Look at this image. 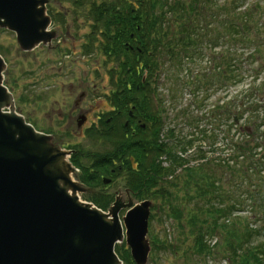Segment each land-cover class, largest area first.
<instances>
[{
  "label": "trees",
  "instance_id": "16d2710c",
  "mask_svg": "<svg viewBox=\"0 0 264 264\" xmlns=\"http://www.w3.org/2000/svg\"><path fill=\"white\" fill-rule=\"evenodd\" d=\"M71 1L75 9L88 5L85 18L92 23L88 40L105 56V63L113 62L111 82L124 85V94L113 93L111 103L118 108L131 103L133 113L149 117L153 124L146 128L149 131L135 125L132 135L114 139V148L104 153L109 162L104 165L96 160V166L103 168L92 180L109 175L108 168L117 161L136 199H151L155 208L173 221L170 240L165 235L160 240L153 236L150 241L153 250L173 259L171 264H186L188 259L205 264L208 258L226 259L228 264H264V175L260 173L264 170V131L259 134L264 125V115H259L264 107V82L249 83L239 93L248 97L238 100L235 95L217 109L226 111L227 118L236 115L238 120L245 112L249 114V138L232 141L234 159L243 156L242 160L232 167H190L178 175L174 172L182 162L180 155L175 145L158 142L160 124L151 111V95L141 92L143 75L146 73L148 85L158 65L164 66L167 79L184 84V78L191 77L195 90L228 88L244 77L257 78L264 72V0ZM201 62L206 68L200 66L196 73L192 70L190 75L178 77L176 72ZM127 84L131 88L127 89ZM115 94L121 97L117 99ZM100 126L88 135L112 136L111 127ZM162 155L167 166L161 164ZM169 175L172 178L168 179ZM97 204L101 209L108 206ZM247 206L257 216L256 228L247 217L234 215ZM215 235L217 242L210 247L207 237ZM116 251L123 264H133L123 245ZM181 257L184 259L179 262Z\"/></svg>",
  "mask_w": 264,
  "mask_h": 264
},
{
  "label": "water",
  "instance_id": "95a60500",
  "mask_svg": "<svg viewBox=\"0 0 264 264\" xmlns=\"http://www.w3.org/2000/svg\"><path fill=\"white\" fill-rule=\"evenodd\" d=\"M47 0H0V27L16 34L22 50L53 36ZM0 56V264H121L115 243L124 238L116 202L105 214L80 202L66 152L15 113L3 87ZM9 109L3 111V109ZM150 201L122 218L135 264H145Z\"/></svg>",
  "mask_w": 264,
  "mask_h": 264
},
{
  "label": "rangeland",
  "instance_id": "374dc122",
  "mask_svg": "<svg viewBox=\"0 0 264 264\" xmlns=\"http://www.w3.org/2000/svg\"><path fill=\"white\" fill-rule=\"evenodd\" d=\"M50 29L57 32V35L59 34L56 41H53L51 44L52 47L56 46L54 49L49 50L46 48L47 45H45L36 48L35 51L24 53L20 51L16 44L15 35L3 28L0 29V54L5 58L7 66L4 71V81L11 89L14 98H24V100L19 102L20 113L25 117L27 115L31 118L34 117L36 122L43 128L49 126L50 118L48 114L51 116L53 109L57 110L60 108L62 111H70L72 103L80 92L84 90L89 92L91 90L92 92H96L100 97L99 93L101 90L107 91L111 86L109 79L110 73L106 71L109 65L100 62L98 58L99 54L96 53L93 47L87 48L83 44L84 41L81 36L86 35L87 31H89L84 27L83 23L79 24L77 30L74 27L70 28L69 31L72 36H65L63 30L59 33L56 25L50 26ZM58 41H64L65 44L57 46L56 43ZM199 65L204 68L206 67L204 62H201ZM199 65L196 66L197 68L194 67L196 69L193 70L194 73L199 70ZM165 76L166 70L164 74L162 72L161 74L159 73L156 85L154 87L152 86L154 92H156V100L160 102V108L163 109V115H165L163 133H165L167 128H172L177 137L179 136L185 139L194 136V139H196L195 145L193 147L190 146L186 152H182L185 157L194 154L199 149L209 152L208 154L211 155L214 146L208 143L207 137L202 138L200 136V131L204 130L207 133L210 125L213 124L212 122L208 123L207 112L217 101L220 99L222 101L225 97L227 98L229 90L219 88L214 92L208 91L204 105L196 108L197 103L193 100V95L187 88L182 89V91L177 90L176 97H169L173 89L172 84L165 79ZM263 78L264 75H261L257 79V82ZM250 80L251 77L245 78L242 83L245 84ZM10 83L14 86L16 84V86L12 88ZM88 95L82 103L83 108L86 109L91 104L93 105V102L90 101L93 95ZM197 96L199 99L202 98L203 92H198ZM68 103L69 105L66 106ZM200 103L201 101H198V104ZM97 104L101 105L102 101ZM192 118L198 121L197 125L187 124L188 119L192 120ZM67 126L69 125L61 124L59 128H65ZM71 126L72 128L75 127L74 124ZM54 128L58 129L56 125ZM233 129H236V127H233ZM223 130L225 133L228 132L227 126L224 123L220 125V128H215L214 131L218 134L216 142H220V145H217L219 146L217 151L221 149V144L223 143ZM211 133L213 132L211 131ZM75 142L86 145V142L81 137L75 139ZM91 145L93 147L90 148L97 149L95 143ZM123 188L122 181H117L109 190L110 192L119 191L124 195ZM125 210L126 208L121 209L119 215L122 216L126 212ZM240 214L247 215L250 218L253 217L248 210ZM155 218L158 220H155ZM150 224L152 230L156 232L158 239L163 237L168 231L171 234L173 232L171 220L164 217L162 211L154 216L148 228H150ZM212 240L214 239L212 238ZM153 255L157 263L169 264L167 261H162L163 256L160 253L153 252ZM183 259V257L180 258V260ZM147 264H153L152 260L150 259ZM187 264H196V262L188 260ZM207 264L217 263L208 261ZM219 264H226V261H221Z\"/></svg>",
  "mask_w": 264,
  "mask_h": 264
},
{
  "label": "flooded vegetation",
  "instance_id": "af4514ba",
  "mask_svg": "<svg viewBox=\"0 0 264 264\" xmlns=\"http://www.w3.org/2000/svg\"><path fill=\"white\" fill-rule=\"evenodd\" d=\"M49 6H52V3L49 4ZM61 7V5H60ZM72 9L69 8H57L53 11V19L55 21V25L56 28L59 29V33L64 32L65 36L66 35H70V28L71 27H75L76 25L79 26V24L84 23V27L87 29H90L91 26V20H80L79 15H72L71 14ZM71 16V17H70ZM60 18V19H59ZM59 36V34L57 35V37ZM56 37V38H57ZM56 41V40H55ZM61 44H65L64 41L60 42L58 41L56 43L57 46H61ZM56 47V46H55ZM55 47H51L50 45L47 46L46 48L49 50L54 49ZM71 85V84H70ZM72 86V85H71ZM130 85L127 84L125 85V87L127 89H129ZM124 87V85H120V84H111L110 88L105 92L107 94L106 98H102L99 97L96 92H92L91 90L88 92L86 90L82 91L79 93V95H77L78 97L74 100V102L72 103V108L70 109V111H62L60 108L55 110L53 109V114L51 116L48 117L49 119V126L52 129V138L60 145H62L65 149L68 150H72V154L70 157H72L75 153H77V151L75 149H70L68 148V144L70 143L71 140H74L75 138H79L84 136V127L87 125H94L96 127H98V125L101 124H106L109 127H111L112 129V133H114L115 131H121L123 133V130L121 127L123 128H127L129 127V123L131 122V120L129 119V117L131 118L133 114H131L130 110H127V106L122 108V112H119L116 110V105H112L110 104L108 97L113 95V93L115 92H122V88ZM72 88V87H71ZM72 91V90H71ZM88 94L93 95L92 98H90V101L93 102V105L91 104L89 106V108H83L82 103L84 102V100L89 96ZM116 95V94H115ZM117 99L119 97H121V95L117 96ZM105 100V105H100L97 104L100 101H104ZM98 101V102H97ZM71 102V101H70ZM69 102V103H70ZM69 103L66 105L68 106ZM131 107V106H130ZM81 117H85V121L84 123H82L81 128L77 127L79 122H81ZM136 122L139 123V119H136ZM110 123H113V125H110ZM69 125L65 128H59L60 125ZM74 124V128H72L71 125ZM56 125V128H54ZM117 126H119L120 130L117 129ZM132 130L130 132L127 131V129H125L124 135L125 137H128V135L132 134L133 129H134V125H131ZM67 129H69V132L67 135ZM80 134V135H79ZM115 135H122L120 133H115ZM106 137V135H105ZM106 145H109V142L107 140H105ZM73 160L83 163V161L85 160V158L82 156H73ZM111 171H114L113 168L110 169ZM79 174L83 175L84 172L83 170L79 171ZM110 178V177H109ZM83 184V183H82ZM85 184V183H84ZM83 184V185H84ZM86 185V184H85ZM87 186V185H86ZM87 188L89 189V187L87 186Z\"/></svg>",
  "mask_w": 264,
  "mask_h": 264
},
{
  "label": "bare ground",
  "instance_id": "6f19581e",
  "mask_svg": "<svg viewBox=\"0 0 264 264\" xmlns=\"http://www.w3.org/2000/svg\"><path fill=\"white\" fill-rule=\"evenodd\" d=\"M114 146H115V143L111 142L109 147H110L111 149H113ZM149 223H150V221H149Z\"/></svg>",
  "mask_w": 264,
  "mask_h": 264
}]
</instances>
